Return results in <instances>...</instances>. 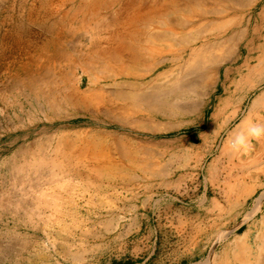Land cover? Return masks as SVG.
<instances>
[{"label": "rangeland", "instance_id": "rangeland-1", "mask_svg": "<svg viewBox=\"0 0 264 264\" xmlns=\"http://www.w3.org/2000/svg\"><path fill=\"white\" fill-rule=\"evenodd\" d=\"M74 1L51 3L59 12L48 19L40 13V0H0V264H205L216 243L228 234L206 223L199 225L200 217L194 211L199 189L193 180L198 182L200 176L202 182L204 178L212 191L225 186L215 180L223 173L219 145L226 134L218 138L213 133L195 134V141L214 145L206 150L161 142L186 140L182 131L202 113L219 72L230 65L247 32L262 31L256 39L264 43V0H230V5L226 0H201L202 19L184 31L189 32V43L196 37L200 43L186 46L185 51L179 34L172 30H180L179 21L186 23L177 14H170L166 24L149 29L148 34L157 38L155 45L170 50L137 69L160 91L157 103L166 98V106L158 107L157 114L147 113L144 106L137 113H125L122 106L121 114L120 104L110 102L86 112L73 107L64 94L57 107H42L45 102L27 85L30 74L36 73L37 78L44 70L37 65L40 47L45 44L49 55L60 49L69 57L74 47L86 49L92 36L88 29L79 28L81 22L74 24V19L62 16L74 9ZM187 1L183 0V6ZM102 15L107 17L109 12L102 11ZM228 20L230 30H215L219 22ZM58 26L61 40L51 44L49 34L45 36L42 30ZM196 49L199 53L193 57ZM51 64L58 66L59 62ZM70 65L64 61L61 69ZM114 70L101 69V77H113ZM204 75L210 77L205 87L200 84ZM79 76L77 71L76 78ZM71 77L72 85L74 74ZM86 80L83 77L84 84ZM104 89L107 95L114 92L111 86ZM181 92L186 97L170 96ZM155 125H176L177 130L154 134L149 129ZM90 133L104 135L101 141L107 154L103 165L110 168L108 175L91 176L94 164L77 154L74 161L56 166L47 157L39 172L27 167L19 171L37 160L19 155L35 143H54L51 139L62 134H74V142H84ZM165 177L175 183L187 180L181 187L176 183L159 204L150 184Z\"/></svg>", "mask_w": 264, "mask_h": 264}, {"label": "bare ground", "instance_id": "bare-ground-1", "mask_svg": "<svg viewBox=\"0 0 264 264\" xmlns=\"http://www.w3.org/2000/svg\"><path fill=\"white\" fill-rule=\"evenodd\" d=\"M57 1L40 0V13L44 14L48 19L52 18L51 16L57 14L59 10L52 9L51 3ZM200 1L188 0V5L183 6V0H154L148 2L149 4L146 0H109L108 2L106 0H75L74 9L62 16L65 19H74V24L81 22L79 28H86L91 32L92 36L90 39L88 38L87 48L80 50L74 47V51H72L74 54H68L72 55L68 57L60 49L53 51L49 55L46 51L47 46L44 44L39 49L37 59V62L39 61L37 65L44 68V70L40 72L37 78L36 73L30 74L27 85L38 99L45 102V105L42 106L43 108H46V104L48 107H57V100L64 94V99L74 105L73 107L86 112L91 111L92 107L104 105V102H110L120 104L118 110H122L120 111L121 114L123 113L122 106L126 108L125 113H137L142 108L141 106H144L147 113L157 114L159 112L156 111L158 107L161 109L160 106H166V98H162L165 102L161 104L157 103L156 98H160V95L158 96L160 91L155 89V86L151 87L150 85L153 80H145V77L139 74L137 69L139 66L148 65L156 56L169 54L170 50L159 49L154 43L157 38L153 34H148V31L154 25L166 24L170 14H177L180 18L186 20L185 24L180 21L177 23V25L182 24L179 31H176L175 28L172 29L174 34H179L180 36L182 50L185 51V47H188L190 44H199V37L191 39L189 43V32L185 33L184 31L189 26L193 25L192 27H194V24L202 19V13L198 7V2ZM226 2L230 5V0H226ZM102 11H108L109 15L107 17L102 15ZM85 20L88 21L86 22ZM60 27H56L55 30L47 29L48 27L46 29L43 28L42 33L45 36L49 34L48 41L51 44H56L61 40L62 28ZM215 27L216 31H228L230 30V20L219 22ZM56 30H58L57 33ZM198 50H194L193 57H197ZM55 60H58V66L51 64ZM64 61L71 62L70 67L66 70L61 69V63ZM108 67L116 69L114 70V76L101 77V72L104 71V68ZM77 71L80 72L81 76L76 78ZM73 74L74 84L72 86L70 80ZM85 76L87 80L84 84L83 77ZM206 76L204 75L200 81L203 87L206 86L207 80L210 79L209 76ZM107 82L110 84H106ZM63 85L65 87H62ZM106 86L113 87L114 92L107 95V90L104 89ZM52 87H55V89H52ZM65 90L67 91L66 93ZM170 96L186 97V94L185 92H181L178 95L172 93ZM124 102H129L131 106L128 105L127 107ZM142 126L140 124L136 125L138 128H142ZM149 130L151 132L160 131V128ZM74 136V134H62L58 137L52 136L51 140L54 143L51 141H49L50 144L35 143L34 148L31 147L28 150L22 151L19 153V155L21 154V158L25 159L28 157L31 160L37 158V160L27 163V166H21L19 171L28 169L39 172V169L45 164L43 160L49 158L50 162L48 163L56 166L59 162L74 161V154H77L79 158H88L94 164L93 168L89 171L91 176L100 178L103 175H108L110 168L103 165L107 154L101 141L104 135L90 133V136L84 142H74ZM76 137L81 139L82 136L76 134ZM43 145L48 146L44 148ZM127 158L129 160L131 157ZM22 167L27 168L23 169Z\"/></svg>", "mask_w": 264, "mask_h": 264}, {"label": "crops", "instance_id": "crops-1", "mask_svg": "<svg viewBox=\"0 0 264 264\" xmlns=\"http://www.w3.org/2000/svg\"><path fill=\"white\" fill-rule=\"evenodd\" d=\"M262 5L264 17V2ZM261 32L254 29L252 34L247 32L241 40L230 65L219 72L213 90L205 99L202 113L187 124L188 130L182 131L186 140L161 142V145L169 146L181 142V149L206 150L214 145L195 141V134L213 133L216 138L226 134L219 145L221 158L218 161L223 173L215 180L225 186L212 191L204 178L202 182L200 176L198 182L196 178L193 180L199 189L194 210L200 217L199 225L206 223L217 232L226 230L228 234L216 243L214 254L205 264H264V138L252 140L251 150L246 153L232 154L227 150L229 138L242 122L264 123V43L256 39ZM152 127L160 128V131H152L154 134H169L177 130L176 125ZM182 129L186 126L183 125ZM198 170L191 175H197ZM186 180L177 181L178 187ZM176 183L174 179L167 178L152 181L150 186L155 190L152 197H156V203L163 204ZM188 223L190 227V221Z\"/></svg>", "mask_w": 264, "mask_h": 264}, {"label": "clouds", "instance_id": "clouds-1", "mask_svg": "<svg viewBox=\"0 0 264 264\" xmlns=\"http://www.w3.org/2000/svg\"><path fill=\"white\" fill-rule=\"evenodd\" d=\"M264 138V123L248 120L234 131L227 142V150L232 154H242L251 150L254 139Z\"/></svg>", "mask_w": 264, "mask_h": 264}]
</instances>
